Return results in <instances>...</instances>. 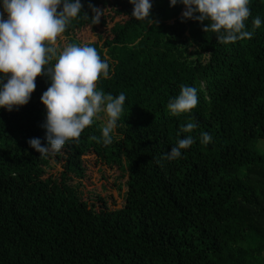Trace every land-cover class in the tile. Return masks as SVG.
I'll return each mask as SVG.
<instances>
[{"label":"trees","instance_id":"trees-1","mask_svg":"<svg viewBox=\"0 0 264 264\" xmlns=\"http://www.w3.org/2000/svg\"><path fill=\"white\" fill-rule=\"evenodd\" d=\"M80 2L89 18V3L103 11L99 22L81 13L56 40L95 42L109 65L96 88L123 92V110L110 144L100 142L99 113L77 140L39 157L27 140L46 143L47 77L35 78L25 105L0 108V264H264V0H249L253 36L227 44L181 21L180 3L151 0L138 21L128 0ZM182 84L198 102L173 116L166 104ZM190 119L196 128L180 138L193 144L161 159ZM202 131L212 137L206 145ZM85 163L90 188H113L120 206L101 194L97 209L83 201Z\"/></svg>","mask_w":264,"mask_h":264},{"label":"clouds","instance_id":"clouds-1","mask_svg":"<svg viewBox=\"0 0 264 264\" xmlns=\"http://www.w3.org/2000/svg\"><path fill=\"white\" fill-rule=\"evenodd\" d=\"M128 2L132 5L131 17L146 21L151 0ZM177 3L183 5L181 21L192 19L200 23L201 30L214 33L218 43L227 44L253 36V31L245 30V21L250 15L249 0H169V6ZM81 8L80 0H0V108L11 111L25 105L35 88L34 80L41 73L50 81L39 98L45 109L40 127L46 143L42 145L38 137L27 140L39 157L58 152L67 142L77 140L82 130L91 125L94 118H99V113L105 117L100 142L110 144L123 110V92L113 96L96 88L98 76H109V65L94 47L72 43L59 51L55 47L56 38L72 19L78 18ZM88 8L91 18L87 13L82 14L95 25L103 11L91 3ZM261 23L259 16L251 20L253 28ZM53 59L55 62L50 67H44ZM197 102V89L182 84L178 95L168 100L166 108L175 116L188 113ZM195 128L191 119L182 125L176 143L161 159L180 158L182 150L194 142L192 135L180 138V132L189 133ZM199 139L206 145L212 137L202 131Z\"/></svg>","mask_w":264,"mask_h":264},{"label":"rangeland","instance_id":"rangeland-1","mask_svg":"<svg viewBox=\"0 0 264 264\" xmlns=\"http://www.w3.org/2000/svg\"><path fill=\"white\" fill-rule=\"evenodd\" d=\"M76 44V45H90L92 47H94V45L92 43H95L93 40H90L88 42V44H77L75 41L71 42L70 39L65 38V37H61L58 40H56L55 43V47L57 48V51H59L60 49L63 48V46H65L66 44ZM95 48V47H94ZM258 148L264 151V140H260L259 144H258ZM57 170L56 171H62V168L60 166H56ZM85 171H84V176L82 178V181L86 184L85 188H82V198L83 201H86L87 203H91L92 205H94L93 207L97 209L98 204H97V199H96V195L101 194L104 197V201L106 200L108 202L109 205H112L113 202H116V206H120L121 205V198L123 196H121V194H118L117 192H114L113 188L112 189H108V190H97L96 188H90V184L92 181H94L95 175L92 173L90 167L91 164L90 163H85L83 165ZM61 168V169H60ZM75 179H79V178H75ZM81 181V179H80ZM83 182H81L82 184H84ZM126 189L124 190V192L122 193V195L125 194ZM111 199H112V203H111ZM114 206V205H112Z\"/></svg>","mask_w":264,"mask_h":264}]
</instances>
